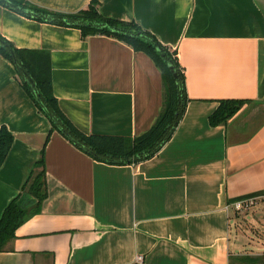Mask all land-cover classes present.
Here are the masks:
<instances>
[{
    "label": "crops",
    "instance_id": "1",
    "mask_svg": "<svg viewBox=\"0 0 264 264\" xmlns=\"http://www.w3.org/2000/svg\"><path fill=\"white\" fill-rule=\"evenodd\" d=\"M76 14L92 0H26ZM177 51L190 102L172 139L133 165L97 162L61 134L45 148L48 198L0 253V264H230L264 255L235 234L231 201L264 192V0H99ZM0 34L50 54L60 108L86 135L135 138L163 107V78L144 53L106 36L41 23L0 5ZM223 100H247L226 126ZM14 144L0 168V220L22 191L52 126L0 57V129ZM243 217L264 230V196ZM253 215V220L250 219Z\"/></svg>",
    "mask_w": 264,
    "mask_h": 264
},
{
    "label": "trees",
    "instance_id": "2",
    "mask_svg": "<svg viewBox=\"0 0 264 264\" xmlns=\"http://www.w3.org/2000/svg\"><path fill=\"white\" fill-rule=\"evenodd\" d=\"M0 5L26 18L57 26L76 28L83 39L106 36L117 39L135 52L146 54L160 70L163 78L162 111L149 131L135 138L122 136L86 135L81 132L60 108L54 93L50 54L18 49L0 34V57L15 68L17 80L35 103L39 113L51 124L39 160L20 194L11 201L0 220V253L16 238L17 230L42 211L48 198L45 148L53 133L69 140L77 149L93 160L113 166L133 165L155 157L172 139L190 102L186 91V75L177 51L163 45L152 33L135 22L104 17L99 0H92L88 9L76 14L56 13L36 7L26 0H0ZM160 49V50H159ZM171 65L173 69H171ZM177 74V78L175 77ZM247 100H223L211 115L212 127L226 126L243 108ZM14 135L0 129V168L14 144ZM264 192L231 201L263 197ZM259 257L231 256L230 264H258Z\"/></svg>",
    "mask_w": 264,
    "mask_h": 264
},
{
    "label": "rangeland",
    "instance_id": "3",
    "mask_svg": "<svg viewBox=\"0 0 264 264\" xmlns=\"http://www.w3.org/2000/svg\"><path fill=\"white\" fill-rule=\"evenodd\" d=\"M259 207H255L254 209L251 208L249 211L245 212H236L235 214L237 215V222H236V227H235V234L239 237L242 238L243 235L251 236L257 238L256 240V246L254 250L256 251H264V230H259L255 224L252 222H249L248 220H244L243 217L249 213L252 212V210H258ZM250 219L253 220V215L250 214ZM253 252V251H251ZM250 251H245V254L242 256H253V257H259V263L258 264H264V255H251Z\"/></svg>",
    "mask_w": 264,
    "mask_h": 264
},
{
    "label": "built area",
    "instance_id": "4",
    "mask_svg": "<svg viewBox=\"0 0 264 264\" xmlns=\"http://www.w3.org/2000/svg\"><path fill=\"white\" fill-rule=\"evenodd\" d=\"M256 201H257L256 198L243 199L240 201H236V202L232 203V208L236 212L249 211L251 208H253L255 206V204L257 203ZM137 263L143 264V257L142 256L137 257Z\"/></svg>",
    "mask_w": 264,
    "mask_h": 264
},
{
    "label": "water",
    "instance_id": "5",
    "mask_svg": "<svg viewBox=\"0 0 264 264\" xmlns=\"http://www.w3.org/2000/svg\"><path fill=\"white\" fill-rule=\"evenodd\" d=\"M160 50V49H159ZM171 69H173V66L171 65ZM175 77L177 78V74H175Z\"/></svg>",
    "mask_w": 264,
    "mask_h": 264
}]
</instances>
